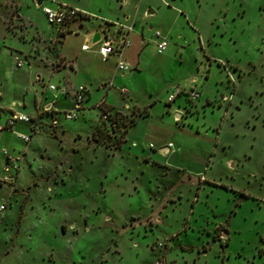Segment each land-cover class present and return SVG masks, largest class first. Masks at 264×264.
Listing matches in <instances>:
<instances>
[{
	"label": "rangeland",
	"instance_id": "374dc122",
	"mask_svg": "<svg viewBox=\"0 0 264 264\" xmlns=\"http://www.w3.org/2000/svg\"><path fill=\"white\" fill-rule=\"evenodd\" d=\"M77 1L98 13H115L116 0ZM152 1L159 8L146 30L151 24L165 35L175 29L164 54L147 44L152 64L141 78L119 71L122 78L113 83L118 58L84 53L83 37L67 35L63 51L82 69L73 80L94 93L86 102L92 117L80 123L83 130L72 125L84 120L81 115L64 119L66 129L52 106L36 102L42 149L27 164L25 156H9L0 175V200L10 204L0 233V264H264V0H185L196 26L165 0ZM35 3L0 0L3 64L33 60L37 69L41 58L53 56L47 49L54 51L60 39L41 35L49 26ZM175 45L185 47L183 63L166 57ZM60 65L56 59L50 66ZM34 71L22 67V82L16 79L31 89L30 99L36 84L41 94ZM191 78L205 80L213 95L201 98ZM104 83L115 85L109 103L116 109L107 115L101 114ZM175 83L189 88L179 87L167 101L164 87ZM7 88L5 83L6 94ZM179 95V107L169 106ZM155 99L151 116L131 126L130 118L137 121ZM174 118L186 127L178 128ZM127 135L122 147L112 145ZM172 142L179 148L173 165L166 161L176 151Z\"/></svg>",
	"mask_w": 264,
	"mask_h": 264
},
{
	"label": "crops",
	"instance_id": "0c3cea01",
	"mask_svg": "<svg viewBox=\"0 0 264 264\" xmlns=\"http://www.w3.org/2000/svg\"><path fill=\"white\" fill-rule=\"evenodd\" d=\"M35 1H36L35 3L36 5L34 7L37 11H40L38 12L40 18L45 19V21L47 22L49 26L48 31L39 30L41 31V35H43L44 39H48V40L60 39V41L58 42L57 48H55L54 51H51L50 48L47 49V51H49V53L53 56H45L47 57L46 58L47 62L43 61V59L41 58V68H37V69L35 68L37 66H34V61L27 60V59H26L27 60L26 63L21 67H17L16 65L14 66L8 65V63L3 64L2 54H3V50L7 48L3 47L0 50V109L2 111L0 122L3 124L6 123L8 117L11 114L16 113V112L29 115L33 119L32 122L30 123L17 122L13 126L12 129H5L3 131H0V141H1L0 150L3 152L2 159H0V175H2L4 172V169L7 168V161H8L9 156H12V157L13 156L14 157L25 156V162H26L25 164H27L28 161L34 160L36 151H40L42 149L41 142H39L40 139L38 140V137H40V134H41L40 132L44 131V129L41 128V131L38 129H39V124H40L39 120H42L43 118L40 116V114H37L38 112L37 107H36L37 103L41 104L45 108L52 106V111H54L53 116L56 117L58 124L59 123L62 124L64 128L66 129L68 126V122H66L64 119L73 121L75 119H78L79 116L81 115L84 119L83 121L79 119L75 121L74 124L72 123V125H75L76 127L74 130H76V129H82V124H80L81 122H84V121L86 122L87 118L92 117V112L89 110L90 106H87L86 102L92 100L94 96L93 90L87 84L77 83L78 82L77 80H73V78H78L76 77L78 70L81 71L82 69L79 67L78 63H76L73 59L68 60L66 54L63 51L64 42L69 33L70 34L71 33L80 34L83 37V43L81 45V50L84 53L93 52L94 55L102 57L98 51L100 43L105 38H111L114 40L115 45L117 46L118 42H120L123 36L125 35V31H122L120 29L119 23H122L125 26L130 24L131 30L128 32V38L130 39L131 44L124 50V55H123V57L126 56L129 69L127 70L118 69L117 73H115L112 76V78H114L113 83H115V81H119V78H122L121 76L118 75L119 71H122V75H125L126 72L129 71L127 78H130V79L143 77L142 75H144V72H147L146 70H148L149 66L152 64V59H148L146 56L147 44L151 42L153 44V47L157 50V45H156L157 38L155 36V32L160 31V30L156 29L155 31H153L154 29H153L152 24L149 26L147 30L145 28V25L148 24L147 22L149 21V19L151 17L156 16L157 9L159 8L158 7L159 4L158 3L154 4L152 0H137L138 2L136 3V6L134 7V9H132L131 7V2L133 0H116L117 5L115 3V6H116L115 13H110V14L100 12V11H99L100 13H98L97 11H92L88 9V7L82 6L81 3L77 0H61L57 2L53 0L51 1V4L46 3L45 0H35ZM60 4H65V5L74 7L79 11L78 15L73 20L70 28L66 30H58V28L50 25L45 16V13L43 12V6L58 7V5ZM164 4L169 6L174 11V13H180L181 15H185V17L189 20L190 24H193L194 26H196L195 21H192V22L190 21L192 19L191 18L192 12L188 4L185 2V0H170V1L165 0ZM41 13H42V16H41ZM177 17L181 18L179 14H177ZM27 18H29V16ZM139 18H141L142 20L141 23H139V20H138ZM33 24L35 25L36 28L39 27L36 21H34ZM138 24L141 25L140 26L141 28L138 27ZM174 29L175 28L173 25L172 28H170L169 33L167 35H171ZM95 32H101V36L97 40L93 39V35ZM161 34L168 39L167 35L163 34L162 32ZM134 44H135V47H134ZM84 45H88L89 46L88 49H83ZM184 52H185L184 46L175 45L171 49L170 53L166 54V57L173 56L172 60H175L176 58L179 57L181 62L183 63L184 62L183 56L185 54ZM116 57L118 58L117 55H112L107 60H104L103 58L102 59L104 61H108L109 59L116 58ZM56 59L61 61V65H60V68H57L56 70H54L53 66H50V65ZM170 62H173V61H170ZM43 66L46 69H44ZM22 67L30 69V73L33 72V70H35L34 72L36 73L37 81L41 83V94L39 93L40 88L36 84L34 85V93L32 94L31 99H30V93L32 92L31 89L25 86L24 88L25 90H24L23 85H18V82L16 80V79H18V81L22 80V78H20L21 77L20 71ZM88 72H94V71L93 69L89 68ZM84 78H91V77L86 75ZM206 79H209V78H206ZM53 80H56L57 83H54ZM5 83L8 84L7 94L5 93ZM64 83H68L71 87V91L68 94H64L59 91L54 92L49 89L50 84H56L57 86H61ZM183 83L182 84L175 83L171 85H166L167 87H164V89L166 90V94H167V101L169 100V97L175 91H177L179 87L183 89L188 87V85H184ZM190 83H192L190 87H198V89L201 91V98H204V96L210 97L215 92L214 90L212 93H210L209 90L205 89V86H204L205 80H203V82L201 83V81L198 78H191ZM106 84L107 83H104V84H101L100 86L103 88V90H105L104 88H107V91L105 92V95L103 97V100L105 101V103L104 105L101 106V114H103V106H105V108L109 112L112 109H116L113 104L109 103L110 95H111L110 89L114 87L115 85L111 84L112 87L110 88L109 85L108 84L106 85ZM78 85L86 86L88 88V92L85 94L84 100L81 104V108L77 115L78 117L73 118V119H68L66 117L65 112H68L75 107L74 88ZM125 90L128 92V94L132 93V95H134V91L131 92L128 89H125ZM204 90H205V93H204ZM149 92H150V95L155 94V91L152 89ZM181 96L182 95H179L177 97V100L174 101L173 105L172 104L171 105L168 104V105L171 107L177 106L176 108H178L179 104L182 101L181 99H179L181 98ZM156 101H158V99H155V101H152L150 105L144 106V108L147 107L148 109L147 113L144 115H141L133 126H135L139 122L142 116L147 117V118L151 116L150 106H152ZM30 105L32 106V108H29ZM133 106H134V109L140 107L138 103L134 104ZM33 113L36 114V117L33 116ZM173 113L175 114V112H172L169 114H173ZM176 115H177V112H176ZM47 116L48 114L45 115V117ZM173 122L176 123V125L178 124L177 126L180 129H184L183 127H186V124L180 125L178 120H176V118H174ZM162 123L164 125H167L168 122L164 120ZM161 128L164 130H167V128H163V127ZM128 131H130V129ZM188 131L192 133V135H194V137L197 139L198 137L197 135L193 134L191 130H188ZM150 132L152 131L148 129V131L146 130L145 134L147 136H150V135L152 136V133ZM18 133L31 135V140L29 142H25V140L21 138L18 135ZM17 138L24 141L25 144L23 142H20V140H18ZM127 140H128V135L125 141ZM172 146L176 148V151H171L170 155L166 158V161H167V164L173 165L175 161H171V159L173 155L178 152L179 148L176 147V143L174 142H172ZM135 151L137 153L141 152L137 148V146H135ZM203 167H206V166L203 165ZM201 172L202 171L200 170L196 171V173L198 174ZM22 173L23 175L26 174V170H24V168L21 170L20 176L22 175ZM3 201H6V200H0V202H3ZM9 206L10 204H8V208H7L5 217L3 219L1 229L8 216L7 214L9 211ZM0 233H1V230H0Z\"/></svg>",
	"mask_w": 264,
	"mask_h": 264
},
{
	"label": "built area",
	"instance_id": "2783aa9c",
	"mask_svg": "<svg viewBox=\"0 0 264 264\" xmlns=\"http://www.w3.org/2000/svg\"><path fill=\"white\" fill-rule=\"evenodd\" d=\"M43 12L45 13V16L49 24L58 28V30H66L70 28L73 20L79 13V11L76 8L65 4H60L58 5V7L43 6ZM119 27L125 28V35L123 36L121 41L118 42L117 46L115 45L113 39L105 38L100 43L98 51L104 60H107L112 55H117L118 67L122 70H127L129 69V66L127 63L123 61V55H124V50L131 44V41L128 38V32L131 30V28L123 25L122 23H119ZM155 36L157 38L156 41L157 52L159 54H163L169 46V41L165 36L161 34L160 31H156ZM88 47H89L88 45H84L83 49H88ZM24 64L25 63L22 59L17 58L18 67H21ZM49 89L54 92L59 91L64 94H68L71 91V87L68 83H64L61 86H57L56 84H50ZM121 90L122 92L126 91L124 88H122ZM87 92H88V88L84 85H78L74 88L75 107L66 113V117L68 119H73L77 117L78 112L81 108V104L84 100L85 94ZM191 96L197 98L199 94L196 91H192ZM1 114L2 111L0 109V117ZM32 120H33L32 117L29 115L18 112L13 113L8 117L6 123L3 124L0 122V131H3L5 129H12L17 122L30 123L32 122ZM18 135L21 138H23L25 142H29L31 140V135L22 134V133H18ZM170 146H172V144H170ZM7 208H8V203L6 201L0 202V230Z\"/></svg>",
	"mask_w": 264,
	"mask_h": 264
},
{
	"label": "trees",
	"instance_id": "16d2710c",
	"mask_svg": "<svg viewBox=\"0 0 264 264\" xmlns=\"http://www.w3.org/2000/svg\"><path fill=\"white\" fill-rule=\"evenodd\" d=\"M108 112H109V111L105 108V106H103V115L107 114ZM109 115H110V114H109ZM130 121H131L130 125H131V126L134 125V123L136 122V116H132V117L130 118ZM116 123L119 124V119H118V118H116ZM130 125H129V126H125L123 132L128 131V128L130 127ZM94 138H95L97 141H99V142H102V141H103V140H101V138H99L98 136L96 137V133H94ZM125 140H126V138H123L122 136L117 137V138L113 141L112 145H114V146L117 147V148H120V147H122V145H123V143L125 142Z\"/></svg>",
	"mask_w": 264,
	"mask_h": 264
},
{
	"label": "water",
	"instance_id": "95a60500",
	"mask_svg": "<svg viewBox=\"0 0 264 264\" xmlns=\"http://www.w3.org/2000/svg\"><path fill=\"white\" fill-rule=\"evenodd\" d=\"M100 36H101V32H95L93 35V39L97 40V39H99Z\"/></svg>",
	"mask_w": 264,
	"mask_h": 264
}]
</instances>
